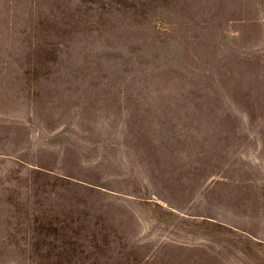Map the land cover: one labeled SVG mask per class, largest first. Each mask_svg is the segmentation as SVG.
Segmentation results:
<instances>
[{
	"label": "rangeland",
	"instance_id": "obj_1",
	"mask_svg": "<svg viewBox=\"0 0 264 264\" xmlns=\"http://www.w3.org/2000/svg\"><path fill=\"white\" fill-rule=\"evenodd\" d=\"M0 264H264V0H0Z\"/></svg>",
	"mask_w": 264,
	"mask_h": 264
}]
</instances>
